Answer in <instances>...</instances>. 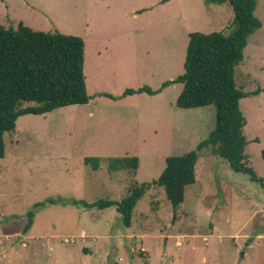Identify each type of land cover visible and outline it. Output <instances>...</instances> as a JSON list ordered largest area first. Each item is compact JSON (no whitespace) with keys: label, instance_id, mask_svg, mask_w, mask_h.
Masks as SVG:
<instances>
[{"label":"rangeland","instance_id":"rangeland-1","mask_svg":"<svg viewBox=\"0 0 264 264\" xmlns=\"http://www.w3.org/2000/svg\"><path fill=\"white\" fill-rule=\"evenodd\" d=\"M255 14L263 25L235 68L244 91L264 87V0ZM233 20L227 4L206 0H0V24L23 21L83 37L91 95L160 88L183 73L189 32H227ZM182 87L116 100L96 95L87 104L20 116L0 158V264H264V92L240 101L248 162L262 181L204 148L196 182L177 208L157 185L138 201L130 226L116 206L69 202L121 200L133 181L158 179L167 156L208 136L214 107H178ZM125 155L139 157L135 175L109 169L108 158ZM85 156H98L100 167L86 165Z\"/></svg>","mask_w":264,"mask_h":264},{"label":"trees","instance_id":"trees-1","mask_svg":"<svg viewBox=\"0 0 264 264\" xmlns=\"http://www.w3.org/2000/svg\"><path fill=\"white\" fill-rule=\"evenodd\" d=\"M167 0H162L165 2ZM258 0H206V3L227 4L234 13L229 31H191L186 48L184 71L166 80L158 89L149 85L126 88L122 95L107 92L96 95L118 99L135 93L155 94L174 83L183 87L176 99L180 108L213 106L214 127L195 149L166 158V166L158 179L133 181L121 200L100 198L92 202L72 198L74 205L100 209L116 206L126 226L131 225L138 201L153 185L163 187L174 208L184 200L186 189L196 182V166L201 150L212 151L225 158L232 170L246 173L262 181L248 162L245 134L247 124L240 101L248 95L264 92V87L244 91L237 86L235 68L244 60L248 38L263 25L256 16ZM96 95L88 93L85 79V40L82 36L36 30L20 21L0 24V158L6 154L5 134L15 131L17 120L26 114H45L58 108L87 104ZM264 158V148L261 152ZM84 163L100 167L98 156H85ZM140 159L136 155L108 158L109 169H126L136 174ZM34 212L24 231L33 220Z\"/></svg>","mask_w":264,"mask_h":264}]
</instances>
